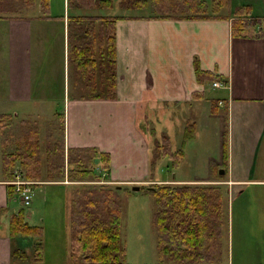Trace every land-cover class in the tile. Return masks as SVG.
I'll return each instance as SVG.
<instances>
[{"label":"crops","instance_id":"1","mask_svg":"<svg viewBox=\"0 0 264 264\" xmlns=\"http://www.w3.org/2000/svg\"><path fill=\"white\" fill-rule=\"evenodd\" d=\"M75 1L62 0L60 9L53 1L48 0L43 6L42 0H34L23 16L0 19V59L3 56L5 66L0 71V88L7 91L4 97L20 110L30 105H64L61 113L56 112L63 124L64 152L95 151L92 162L97 161L107 168L103 173L108 172L106 176L111 182L139 187L153 184L219 186L227 197L224 207L228 220L222 227L229 228L227 238L233 228H262L264 233V40L232 36L233 18L229 14H218L223 16L218 19H162L149 11L144 15L134 14L139 8L125 9L123 0H112L111 6L93 9L78 7ZM234 1H230L231 9L237 8ZM141 6L143 10L154 7L148 3ZM115 10L132 13L119 14ZM92 16L102 19L93 23L95 44L99 49L107 27L104 18L115 17L111 28L116 84L112 100L87 98L95 94L93 90L104 86L105 72L101 63L86 72L70 64L72 34L78 33L72 26L76 24L72 18ZM234 40L240 41L239 53L235 51ZM216 81L223 86L213 87ZM210 88L223 90L224 97L213 102V98L207 96ZM151 109L153 114H160L167 123L177 127L174 137L160 142L164 144L160 152L165 158L158 161L168 162L170 167L164 177H156L152 171L157 163L154 156L159 151L153 155L146 127L144 129L141 123L149 121ZM219 109L224 111L222 124L217 123ZM3 111L2 119L7 116ZM184 111L189 119L183 118ZM14 114L17 116L18 112ZM11 119L4 118L0 127L7 130ZM222 129L221 149H215L214 154L204 151L198 157L202 145L210 146L211 135L220 136ZM32 132L38 137L39 146V132ZM187 132H192L189 139H186ZM151 135L157 136L154 129ZM195 141L200 146L196 143L191 150L189 147ZM260 144L262 159L258 162ZM158 147L156 142L154 149ZM190 158L193 172L178 173ZM3 167L0 210L4 208L8 212L3 215L0 212V264H9L13 261L14 249V240L9 237V219L19 209L9 207L15 196L5 183L10 176L5 175ZM14 169L24 172L19 165ZM35 182L38 183L36 188L51 185L47 181ZM249 189L253 192H246ZM251 204L252 209H248ZM53 256L52 253L50 257ZM46 258L45 252V262ZM207 264H264V257L258 261L235 260L227 252L218 261Z\"/></svg>","mask_w":264,"mask_h":264},{"label":"trees","instance_id":"2","mask_svg":"<svg viewBox=\"0 0 264 264\" xmlns=\"http://www.w3.org/2000/svg\"><path fill=\"white\" fill-rule=\"evenodd\" d=\"M111 1L77 0L76 5L78 7L89 6L93 9V7L111 6ZM149 1L155 4V11L163 15L155 17L174 20L218 19L223 17L217 14L219 8L229 6V15L233 18L231 22L232 36L264 40V17L261 20L260 16H255L249 4L235 8L236 10L232 14L231 0H123V3L125 9L131 7L134 10ZM33 3L34 0H0V19L21 17L31 9ZM42 3L43 6L47 5L48 0H42ZM93 17L72 18L76 23L72 26L78 33L72 34L74 44L72 43L70 47L72 49L70 64L72 67L86 72L89 69L93 71L101 63V69L105 72L104 86L93 90L95 94H91L87 98L112 100L115 98V58L114 33L111 28L114 25L115 17L104 18L107 27L105 36L100 42V49L95 44L96 35L93 33V23L96 20L101 22L102 19ZM89 91L92 90L89 89ZM81 97L86 98V96ZM1 119L0 116V122ZM30 135L34 137L33 132ZM191 137L192 132H187L186 139ZM223 137L224 156H226V131H224ZM34 144L35 146L32 147ZM61 147L62 151L58 149L54 152L58 161L49 162V154L45 156L47 169L44 172L37 140H33V143L32 140H27L23 144L22 153L3 154L4 173L8 177L10 171L18 163L17 165L24 170L26 178L33 181L56 182V178L53 177L62 178L63 176L64 178L66 176V166H68V179H76L78 175L85 177L87 174L91 179L100 178V175L93 171L94 165L91 163L94 157L80 158L79 155L73 154V151L80 150H69L67 151V164H65L62 140ZM159 148L163 149L162 143H159ZM158 154L160 155L154 156L156 162L165 158L163 152ZM59 159L61 160L59 161ZM102 161L105 164L107 157L105 156ZM85 165L89 169H84ZM43 177L45 179H42ZM81 188L74 191L76 198L73 197L70 206L72 216L69 225L71 241L68 258L73 264H127L125 242L122 240L121 232L120 197L116 194V188L115 190L105 186H84ZM143 189L153 198L155 208L152 214V227L156 235L157 255L160 261L165 260L175 264H202L209 263L216 257L221 258L220 251L215 257L217 248L222 249L218 242L224 225L222 208L224 191L221 187L149 185L141 187L140 191ZM8 231L12 240L18 236L41 238L44 235V228L29 224L28 216L23 209H19L11 216ZM33 246L34 256H29L21 248H14L12 258L17 262L9 264H46L42 242L37 240ZM65 264H70L68 259Z\"/></svg>","mask_w":264,"mask_h":264},{"label":"rangeland","instance_id":"3","mask_svg":"<svg viewBox=\"0 0 264 264\" xmlns=\"http://www.w3.org/2000/svg\"><path fill=\"white\" fill-rule=\"evenodd\" d=\"M54 3H57L59 8L61 9V1L62 0H50ZM114 1V0H113ZM230 1V0H229ZM77 3V1H75ZM150 6H154L153 10L149 8V10H143L142 6H138L139 10H136L134 14H147L148 11L150 14H154L157 16H163L161 13H157L155 11V4L152 2H147ZM146 3V4H147ZM144 4V6H146ZM249 4L252 7V11L254 12L255 16H260V19L262 20L264 17V0H235L234 5L237 7L242 5ZM236 8V7H235ZM235 8L231 9L232 14L236 10ZM142 9V10H141ZM158 9V8H157ZM117 13L123 12L124 14H131L132 12L128 10H115ZM160 12V10H159ZM229 14L230 9L227 8H219V11L217 14ZM235 43V51L236 53H239L238 51V43L240 41L234 40ZM249 48V47H248ZM5 54L8 53V50L4 52ZM3 55V54H2ZM237 56V55H236ZM0 71L2 69H5L4 62H3V56L0 59ZM63 70V66L61 65V71ZM61 71H59V75L61 77ZM7 81L3 82L4 84L2 86H5ZM0 85H1V76H0ZM60 85V84H59ZM116 85V84H115ZM207 93L208 97L213 98V102L216 100H220L224 97L225 92L220 89L212 90ZM7 91L0 88V116L2 115V111L4 108V114H7L4 118L11 117L12 123L7 127V130L0 127L1 133H0V177L2 173V158L1 153L3 154H9L14 152H20L22 153V147L24 142H27V140H37L38 137H33L31 130L38 131L39 139H40V154L42 159V171H46L47 166L45 165V156L49 154V162L54 163L55 161H58V159L55 157L56 154L54 152L62 151L61 147V134H62V123H60V120L58 119V115L63 111L64 105H30L27 106V108L20 110L19 106H16L13 101H9L4 96L7 94ZM63 92V90H62ZM213 94V95H212ZM60 101V100H59ZM2 103L6 104L5 106L2 105ZM29 105V104H28ZM153 106V105H152ZM152 106H150L152 108ZM219 116L217 123L222 124V117L223 116V109H219ZM18 115L15 116L14 113H17ZM185 114H183V118L189 119V114L184 111ZM24 114V115H23ZM149 121L144 120V123H142V127L147 130L148 135V141L151 144V148L153 150V155H156V151H161V148L158 147L157 149H154V145L156 142L160 143L163 140L174 137L173 133H176L177 127L174 125V123H167L165 119H163V116L160 114H153L152 109L150 112H148ZM3 118V119H4ZM3 119L1 123L3 122ZM151 119V120H150ZM23 120V121H22ZM23 122L21 127L18 126V123ZM140 122V121H139ZM168 124L170 127L166 128L165 125ZM4 127V126H3ZM154 129L155 133H157V136L151 135L152 130ZM223 132V129L220 130L219 135L216 136L214 133L211 135L210 140L211 144L210 146H205V144L202 145V152L200 151L198 154V157L202 155L205 152H210L211 154L215 153V149L219 150L221 149V134ZM29 133V134H28ZM50 135V137L47 139V137ZM164 142V141H163ZM194 142V141H192ZM195 143H192V145L189 147L191 150H193ZM46 144V145H45ZM164 145V144H163ZM35 144L32 146L34 147ZM157 147V146H156ZM205 147V148H204ZM164 148V146H163ZM48 149H50V152H48ZM260 150V152H259ZM74 155H79L80 158H85V156H88L90 158L94 157L96 155L95 151L90 150H80V151H73ZM259 157L257 154L256 160L258 158V162H261L262 159V144H260L259 149ZM2 154V155H3ZM94 155V156H93ZM160 155V154H157ZM156 155V156H157ZM64 158H65V164L66 158H67V152H64ZM63 160V158H61ZM59 159V161L61 160ZM191 160L188 159L183 168L178 171L183 173L186 171L187 173H192L193 169L191 167V163L189 162ZM93 161V160H92ZM168 162L164 161H157L155 163L152 171L156 175V177H159L160 175L164 177L169 172V165H167ZM94 165L93 171L95 174L102 175L104 174L100 168V164L96 161L91 163ZM89 165V164H87ZM167 165V167H166ZM15 167H18L16 165ZM67 167V166H66ZM84 169H89L88 166H84ZM67 170L66 168V176L63 178H60L59 176L53 177L56 178V182H49L51 185H38L37 188L35 185L31 187V205L29 207H22V209L25 211V214L28 216L29 224L30 225H37L41 226L46 230L45 236L43 235L41 238H21L16 237L14 238V248L18 247L25 250L26 253H28L29 256H34V246L33 243L37 240L41 241L46 254H48V258H46V264H65L67 259L69 260L70 264H73L70 258H68V249L70 247V217L72 216L71 212V202L73 197L76 198V195H74V191L78 189H82L81 187L84 186H96L101 187L105 186L112 190H115L116 188V194L120 197L119 204L121 205V228H122V240L125 242V248H126V262L127 264H148V263H157L158 264V255H157V248H156V235L152 227V214L154 211V203L152 196L145 191V189L141 191H133V187L131 185H124V184H118L113 183L110 180H108V177L106 176L108 172H106L105 176H100V178L91 179L89 174L85 175V177L78 175L76 176V179H68L67 178ZM23 175V173H22ZM24 177V176H23ZM42 179H45L43 177ZM41 179V180H42ZM62 179V180H61ZM9 182V179H7L6 183ZM135 185V184H133ZM209 186V185H208ZM120 189H117V188ZM223 190V189H222ZM224 191V190H223ZM246 192H253V190L249 189V191ZM57 195L60 196L57 197ZM17 196V195H16ZM18 197V196H17ZM227 198V197H226ZM226 198H223V212H224V225H227V208L224 207L226 204ZM251 203L252 201L249 200ZM12 206V208H11ZM10 209H20V205L17 203V200L14 199L9 204ZM248 209H252V204ZM1 214H6L8 210L2 209L0 210ZM3 219V218H1ZM237 223V222H236ZM232 229V228H230ZM229 228H222L221 236L218 239V242L221 244V250L219 247L217 248L215 257L218 254V251H220V255L222 258V255H226L227 252H229L230 256H233L235 260H252L255 261L262 260L264 257V245H263V238L264 233H262V228H233V233H231L228 236ZM224 236V237H223ZM39 238V239H38ZM52 253L54 254L53 257ZM50 254V256H49ZM13 259V258H12ZM218 261V258L212 260V262ZM12 262H17L16 259H13ZM160 264H170L171 262L167 261H160ZM175 264V263H174ZM185 264V263H183ZM207 264V263H202Z\"/></svg>","mask_w":264,"mask_h":264},{"label":"built area","instance_id":"4","mask_svg":"<svg viewBox=\"0 0 264 264\" xmlns=\"http://www.w3.org/2000/svg\"><path fill=\"white\" fill-rule=\"evenodd\" d=\"M222 84L214 82L213 87H221ZM14 188V193L19 197L21 204L25 207L31 204V185L32 182L23 179L22 174L19 171H15L11 180L7 183Z\"/></svg>","mask_w":264,"mask_h":264},{"label":"water","instance_id":"5","mask_svg":"<svg viewBox=\"0 0 264 264\" xmlns=\"http://www.w3.org/2000/svg\"><path fill=\"white\" fill-rule=\"evenodd\" d=\"M220 174H222L223 172L222 171H220L219 172ZM135 191H138L139 190V188H133Z\"/></svg>","mask_w":264,"mask_h":264}]
</instances>
